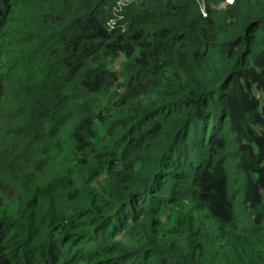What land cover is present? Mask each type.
Returning a JSON list of instances; mask_svg holds the SVG:
<instances>
[{"label": "trees", "instance_id": "trees-1", "mask_svg": "<svg viewBox=\"0 0 264 264\" xmlns=\"http://www.w3.org/2000/svg\"><path fill=\"white\" fill-rule=\"evenodd\" d=\"M224 2L0 0V264H264V0Z\"/></svg>", "mask_w": 264, "mask_h": 264}, {"label": "built area", "instance_id": "built-area-1", "mask_svg": "<svg viewBox=\"0 0 264 264\" xmlns=\"http://www.w3.org/2000/svg\"><path fill=\"white\" fill-rule=\"evenodd\" d=\"M135 0H124V2H122L121 0H117V7H116V11H117V15H119V13L123 10V7H125L126 4H130L131 2H133ZM234 3V0H231V2H229V0H225L224 3L218 4L216 6L217 9H224L230 5H232ZM205 14V12H204ZM206 16V14H205ZM117 22L123 21V19L118 16V19H115ZM116 21L111 23V26L114 27L116 25Z\"/></svg>", "mask_w": 264, "mask_h": 264}, {"label": "rangeland", "instance_id": "rangeland-1", "mask_svg": "<svg viewBox=\"0 0 264 264\" xmlns=\"http://www.w3.org/2000/svg\"><path fill=\"white\" fill-rule=\"evenodd\" d=\"M122 2H124V0H121ZM118 64V63H117Z\"/></svg>", "mask_w": 264, "mask_h": 264}, {"label": "snow or ice", "instance_id": "snow-or-ice-1", "mask_svg": "<svg viewBox=\"0 0 264 264\" xmlns=\"http://www.w3.org/2000/svg\"><path fill=\"white\" fill-rule=\"evenodd\" d=\"M229 2H231V0H229Z\"/></svg>", "mask_w": 264, "mask_h": 264}]
</instances>
